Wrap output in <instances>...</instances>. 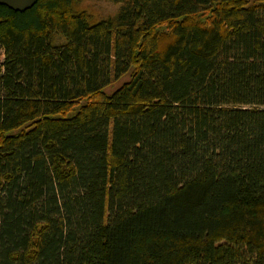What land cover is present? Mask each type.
<instances>
[{"label":"trees","instance_id":"obj_1","mask_svg":"<svg viewBox=\"0 0 264 264\" xmlns=\"http://www.w3.org/2000/svg\"><path fill=\"white\" fill-rule=\"evenodd\" d=\"M0 5V264H264V0Z\"/></svg>","mask_w":264,"mask_h":264},{"label":"rangeland","instance_id":"obj_2","mask_svg":"<svg viewBox=\"0 0 264 264\" xmlns=\"http://www.w3.org/2000/svg\"><path fill=\"white\" fill-rule=\"evenodd\" d=\"M82 5L101 18L114 15L120 7V5L113 3L111 0H86ZM4 57V52L0 48V66Z\"/></svg>","mask_w":264,"mask_h":264},{"label":"water","instance_id":"obj_3","mask_svg":"<svg viewBox=\"0 0 264 264\" xmlns=\"http://www.w3.org/2000/svg\"><path fill=\"white\" fill-rule=\"evenodd\" d=\"M39 0H0V5L15 12H25L32 9Z\"/></svg>","mask_w":264,"mask_h":264},{"label":"built area","instance_id":"obj_4","mask_svg":"<svg viewBox=\"0 0 264 264\" xmlns=\"http://www.w3.org/2000/svg\"><path fill=\"white\" fill-rule=\"evenodd\" d=\"M3 51V50H2ZM4 52V51H3Z\"/></svg>","mask_w":264,"mask_h":264}]
</instances>
